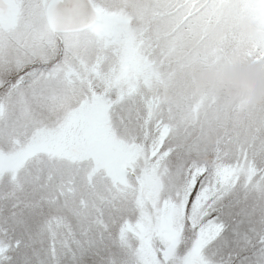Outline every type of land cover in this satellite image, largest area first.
<instances>
[{
  "label": "rangeland",
  "instance_id": "374dc122",
  "mask_svg": "<svg viewBox=\"0 0 264 264\" xmlns=\"http://www.w3.org/2000/svg\"><path fill=\"white\" fill-rule=\"evenodd\" d=\"M8 1L0 56L29 51L68 83L37 68L36 88L0 87V264H264V0H95L97 24L57 37L49 0ZM218 234L248 255L207 253Z\"/></svg>",
  "mask_w": 264,
  "mask_h": 264
},
{
  "label": "water",
  "instance_id": "95a60500",
  "mask_svg": "<svg viewBox=\"0 0 264 264\" xmlns=\"http://www.w3.org/2000/svg\"><path fill=\"white\" fill-rule=\"evenodd\" d=\"M46 14L55 32L79 31L96 20V13L89 0H54Z\"/></svg>",
  "mask_w": 264,
  "mask_h": 264
},
{
  "label": "trees",
  "instance_id": "16d2710c",
  "mask_svg": "<svg viewBox=\"0 0 264 264\" xmlns=\"http://www.w3.org/2000/svg\"><path fill=\"white\" fill-rule=\"evenodd\" d=\"M185 1V3H187L188 2V0H184ZM197 1V0H196ZM202 3H204L203 1H202ZM192 5H194V4H192ZM205 5V4H204ZM204 5H203V7H202V10L201 11H204ZM183 5H181L180 7H182ZM191 7V6H190ZM192 8V7H191ZM197 8H199V7H197ZM200 10L198 9V10H196V12H199ZM188 20V18H186L184 15L182 16V19L181 20H179V25L178 26H172L173 28L171 29L172 30V33H174V31H176L177 29H179L180 30V28L182 27V24L184 23V22H186ZM206 24L204 23V20L202 21V24L201 25H199L198 26V28L196 29V31L192 34V37L194 38V39H197V40H200L201 42H202V44H196L195 46L196 47H194V49L195 48H197L198 50H199V53L197 54V60L195 61V63H194V65L192 64V69H190L191 71H193V75H197V78L196 79H198V78H200L201 76H203L207 71H209V69H208V55H209V49H210V47L211 46H213V42L212 41H207V42H205V40H206V35H207V33L209 32V31H211L210 30V28H209V30H208V28L205 26ZM215 27V25H210V27ZM175 29V30H174ZM205 31V32H202V31ZM181 31H183V30H181ZM210 36V35H209ZM209 36L207 37V38H209ZM203 40V41H202ZM204 42V43H203ZM182 43V40H178L176 43L174 42V43H172V42H169L168 44H166V46H165V48L167 47V48H173V49H175V48H179V45ZM182 46V48L184 47V46H187L190 50H191V47H192V44L191 43H189V45H186V44H182L181 45ZM201 49H200V48ZM193 48V47H192ZM179 63H181L180 61H179ZM184 65H186V64H184ZM186 66H188V65H186ZM178 73H179V71H178ZM192 81V78L191 79H189V82H191ZM182 85H183V83H181ZM204 95L202 94V97H203ZM12 262V261H11ZM56 261H54V260H52V261H50V263L51 264H54ZM10 264V263H9ZM11 264H18L17 262H14V263H11Z\"/></svg>",
  "mask_w": 264,
  "mask_h": 264
}]
</instances>
